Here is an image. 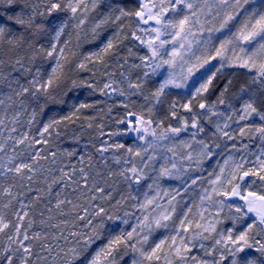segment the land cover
Segmentation results:
<instances>
[{"label": "snow or ice", "instance_id": "obj_1", "mask_svg": "<svg viewBox=\"0 0 264 264\" xmlns=\"http://www.w3.org/2000/svg\"><path fill=\"white\" fill-rule=\"evenodd\" d=\"M0 264H264V0H0Z\"/></svg>", "mask_w": 264, "mask_h": 264}, {"label": "trees", "instance_id": "obj_2", "mask_svg": "<svg viewBox=\"0 0 264 264\" xmlns=\"http://www.w3.org/2000/svg\"><path fill=\"white\" fill-rule=\"evenodd\" d=\"M88 99H97L98 97L97 96H92V97H87ZM106 106V105H105ZM100 108H104L105 111L107 110V107H100ZM102 115V114H101ZM104 123L107 125L108 121L107 119L104 120ZM87 134H85L86 136ZM69 143L67 141V139H64L63 142H62V147H69Z\"/></svg>", "mask_w": 264, "mask_h": 264}, {"label": "rangeland", "instance_id": "obj_3", "mask_svg": "<svg viewBox=\"0 0 264 264\" xmlns=\"http://www.w3.org/2000/svg\"><path fill=\"white\" fill-rule=\"evenodd\" d=\"M97 97H98V96H97ZM98 98H99V97H98ZM100 99H103V98H100ZM109 103H111V102H110V101H107V102L103 103V104H102V107H107ZM105 105H106V106H105Z\"/></svg>", "mask_w": 264, "mask_h": 264}, {"label": "bare ground", "instance_id": "obj_4", "mask_svg": "<svg viewBox=\"0 0 264 264\" xmlns=\"http://www.w3.org/2000/svg\"><path fill=\"white\" fill-rule=\"evenodd\" d=\"M99 107H102V104H101V105H99Z\"/></svg>", "mask_w": 264, "mask_h": 264}]
</instances>
